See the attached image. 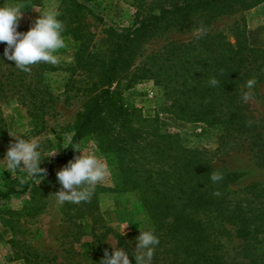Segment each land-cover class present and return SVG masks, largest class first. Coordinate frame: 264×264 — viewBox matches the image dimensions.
Returning <instances> with one entry per match:
<instances>
[{
	"label": "trees",
	"instance_id": "1",
	"mask_svg": "<svg viewBox=\"0 0 264 264\" xmlns=\"http://www.w3.org/2000/svg\"><path fill=\"white\" fill-rule=\"evenodd\" d=\"M43 1L0 0V6L30 7ZM262 2L161 0L146 12L137 11L129 26L110 27L102 49L87 24L90 8L80 0H59V19L65 26L62 35L77 44L68 83L73 87L80 77L83 83L75 89L88 99L76 118L73 143L95 139L100 153L117 171V189L143 192V207L160 240L153 264H264V178L242 189L235 187L240 175L234 172H222L221 182L210 180L216 172L214 161L223 154L247 152L264 169V115H255L248 100L242 99L247 79L256 78V97L264 84V49L249 45L244 26L229 31L235 45L226 34L209 31L219 16ZM195 28L203 30L198 39L168 44L161 60L150 57L146 72L164 89L167 113L217 129L214 150L189 147L179 134L163 129L158 117H143L137 108L123 103L119 87L146 42L173 30ZM19 30L26 31L22 25ZM4 46L0 43V53ZM30 68L23 72L0 56V103L16 100L28 106L30 116L44 115L55 98L43 80L56 67L40 62ZM212 77L219 81L215 87L209 84ZM75 153L64 148L46 168L47 173L54 165L60 170ZM55 174L44 178L39 187L59 185ZM31 186L35 183L29 179L21 191L0 192V201L27 192ZM98 189L104 190L96 186L92 199L79 203L81 216L91 218V264H99L105 250L112 254L109 236L130 253L135 264L132 254L139 231L121 234L106 225L98 210ZM217 191L220 195H214Z\"/></svg>",
	"mask_w": 264,
	"mask_h": 264
},
{
	"label": "rangeland",
	"instance_id": "2",
	"mask_svg": "<svg viewBox=\"0 0 264 264\" xmlns=\"http://www.w3.org/2000/svg\"><path fill=\"white\" fill-rule=\"evenodd\" d=\"M91 10L87 16V24L94 35L95 44L106 48L107 30L110 27H127L137 11H148L161 0H80ZM19 5L23 13L20 25L26 31L31 22L39 15L32 6L26 7L17 3L5 6ZM41 11L59 7V0H44ZM237 8V7H236ZM244 26L248 43L252 47L264 49V2L237 12L219 16L209 27L210 32H222L235 45L236 40L229 33L235 26ZM202 29L191 31L173 30L161 37L150 39L142 46L141 55L134 66L119 82L122 89L123 103L137 108L143 117H158L160 126L168 132L179 134L189 147H202L214 150L217 147V129L208 128L202 124L190 123L176 119L166 112L168 105L164 89L155 84L146 72L151 63L150 57L161 56L170 43L187 44L198 39ZM66 47L59 50L60 62L56 71L47 73L43 80L44 88L54 98L52 108L46 114L30 116L28 106L16 100L0 103V159L6 154L9 135L23 130L26 138H38L42 149L57 152L52 157H45L41 168H48L53 158L65 147V135L73 133L76 118L87 106V98L76 91L83 81L75 78V84L68 83L73 65L77 44L69 37ZM77 81L79 83H77ZM132 83H128V82ZM258 97L248 100L250 109L255 115H264V84L257 89ZM87 142H82L86 146ZM75 155H79L78 152ZM74 155V156H75ZM111 175L96 186L104 190H96L97 205L106 225L114 231L125 234L153 227V222L143 207V192L139 190H118L119 179L117 171L108 163ZM214 167L219 172H234L240 175L235 185L242 189L247 185L264 178V169H259L251 154L247 152L221 155L214 161ZM58 166L54 165L45 178L50 179L56 173ZM29 181L23 172L12 173L6 170L4 162L0 161V192L8 189L21 191ZM35 183L29 191L17 192L0 201V264H91L92 238L90 236L91 218L82 217L79 203L65 202L58 204L54 194L60 186H48L45 183ZM128 223L124 229L122 226ZM108 245L112 252L120 248L115 238L109 236ZM236 245V242L233 244Z\"/></svg>",
	"mask_w": 264,
	"mask_h": 264
},
{
	"label": "clouds",
	"instance_id": "3",
	"mask_svg": "<svg viewBox=\"0 0 264 264\" xmlns=\"http://www.w3.org/2000/svg\"><path fill=\"white\" fill-rule=\"evenodd\" d=\"M32 8L39 15L31 22L27 31H20L23 16L21 6H0V43L5 45L0 56L14 62V67L23 72H30V66L40 62L58 64L59 50L66 47V38L62 35L65 26L59 19L61 12L58 8L52 6L47 11H41L40 6L36 4H33ZM209 84L215 87L219 81L212 77ZM256 85L255 77L247 79L245 82L247 91L242 93V99H251ZM9 135L13 140L9 142L6 154L0 161L4 162L7 171L23 172L26 179L40 183L44 180L47 170L39 165L45 157H52L58 147L45 151L38 138H26L23 130ZM73 136L74 133L65 135L64 148H71L79 155H75L55 174L60 185L54 194L58 204L89 202L95 193L96 185L111 175V169L106 158L100 153L97 141L89 138L84 146L81 142L73 143ZM223 179L224 174L219 171L210 175L213 183L221 182ZM214 195L220 193L217 191ZM127 226L128 223L125 222L122 226L123 232ZM159 243V237L153 228L139 230V235L135 238V252L132 254L135 264H153ZM129 256V252L120 248H115L111 255L105 250L99 264H132Z\"/></svg>",
	"mask_w": 264,
	"mask_h": 264
}]
</instances>
